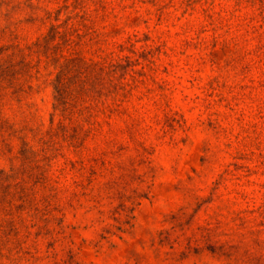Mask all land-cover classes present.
Masks as SVG:
<instances>
[{"label": "rangeland", "instance_id": "1", "mask_svg": "<svg viewBox=\"0 0 264 264\" xmlns=\"http://www.w3.org/2000/svg\"><path fill=\"white\" fill-rule=\"evenodd\" d=\"M68 15L80 57L118 67L72 120L62 52L24 70ZM262 45L264 0H0V264H264Z\"/></svg>", "mask_w": 264, "mask_h": 264}, {"label": "trees", "instance_id": "2", "mask_svg": "<svg viewBox=\"0 0 264 264\" xmlns=\"http://www.w3.org/2000/svg\"><path fill=\"white\" fill-rule=\"evenodd\" d=\"M244 1L245 0H237V5L239 7L242 6ZM73 19L74 16L68 15L63 24H53L46 35L29 47V51L31 53H35L38 58L36 64H32V62H24V70L26 73L35 71V74L30 75L29 79L41 81L43 77L40 70L42 58H47L48 63L57 64L59 59L56 60L54 57L58 52H62L61 59L64 60V63L58 77L54 80V82H52L55 90L54 109L55 112H60L62 117L68 118L70 120H72L73 116L75 115L74 109L79 105L83 104V107L79 111L81 115L84 114L85 110L91 108V105H84L88 104L87 98L100 91L99 88L102 86V81L104 80L103 74H109V72L111 73L118 70V67L113 63L115 60V51H112L110 54H108L100 64L87 63L83 58L80 57V53L77 52L75 48L79 45V43L74 44V41L72 40L74 34H76L78 38H81L79 31L74 26L69 27L71 26L70 23ZM56 20L58 21V18ZM58 39L60 40V43H57L56 46L53 47V44ZM119 46L121 49L124 48L123 44H120ZM230 47V42L223 40L221 36H214L212 44L213 50H228ZM261 50L264 51V45H262ZM2 53L3 49L0 48V57ZM65 53H68V55ZM120 59H123V57H120ZM97 66L100 68L99 71L96 70ZM111 69L114 70L109 71ZM9 81L10 67L7 66L6 62H2L1 60L0 93L6 89L4 84ZM71 84L76 86V90L74 92H70L69 90ZM73 93L75 96L72 98ZM70 98L73 100L71 103H69ZM91 117L92 115L89 114L88 119ZM89 125L90 127L88 128H85L84 125H75L73 127L72 141L75 144L76 149L82 148L84 141L90 136H93L95 132H102L101 128L95 127L97 124L89 123ZM111 133H113L112 130H110L109 134Z\"/></svg>", "mask_w": 264, "mask_h": 264}]
</instances>
